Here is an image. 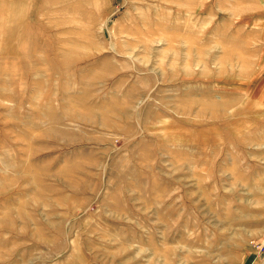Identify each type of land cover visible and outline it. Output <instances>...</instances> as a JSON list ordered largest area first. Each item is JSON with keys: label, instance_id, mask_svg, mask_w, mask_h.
<instances>
[{"label": "rangeland", "instance_id": "rangeland-1", "mask_svg": "<svg viewBox=\"0 0 264 264\" xmlns=\"http://www.w3.org/2000/svg\"><path fill=\"white\" fill-rule=\"evenodd\" d=\"M0 264H264V0H0Z\"/></svg>", "mask_w": 264, "mask_h": 264}, {"label": "built area", "instance_id": "built-area-1", "mask_svg": "<svg viewBox=\"0 0 264 264\" xmlns=\"http://www.w3.org/2000/svg\"><path fill=\"white\" fill-rule=\"evenodd\" d=\"M255 246H256V248L258 249V250H260L261 248H263V246L262 245H259V244H255Z\"/></svg>", "mask_w": 264, "mask_h": 264}]
</instances>
